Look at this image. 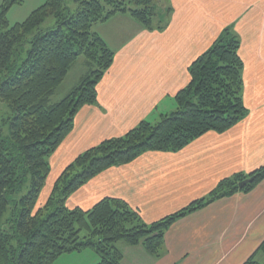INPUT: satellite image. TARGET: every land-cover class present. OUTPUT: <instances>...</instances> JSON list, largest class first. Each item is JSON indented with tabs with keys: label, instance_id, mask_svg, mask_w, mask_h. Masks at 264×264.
Masks as SVG:
<instances>
[{
	"label": "trees",
	"instance_id": "obj_1",
	"mask_svg": "<svg viewBox=\"0 0 264 264\" xmlns=\"http://www.w3.org/2000/svg\"><path fill=\"white\" fill-rule=\"evenodd\" d=\"M19 1L3 0L0 5V103L6 108V115H0V264H54L60 255L86 247L96 252L97 264H122L116 244L120 240L159 257L164 232L176 219L216 199L249 192L264 179V165L247 175L224 178L208 197L152 223L116 197H103L87 209L66 204L70 195L111 166L146 151H178L246 116L240 42L227 28L189 65V81L175 94L173 111L81 152L56 178L44 203H38L50 172L49 157L72 131L79 109L96 102L97 84L113 62L114 51L92 26L128 13L144 28L161 30L170 8L157 12L154 0H45L25 20L9 25L8 9ZM81 56L88 71L52 102L54 90ZM261 254L264 239L242 264H264Z\"/></svg>",
	"mask_w": 264,
	"mask_h": 264
},
{
	"label": "crops",
	"instance_id": "obj_2",
	"mask_svg": "<svg viewBox=\"0 0 264 264\" xmlns=\"http://www.w3.org/2000/svg\"><path fill=\"white\" fill-rule=\"evenodd\" d=\"M164 1L170 14L161 30L144 28L128 13L94 25L114 51L113 62L97 84L96 102L79 109L54 156L62 153L60 160L70 157V163L101 141L173 111L175 94L189 81V65L227 28L240 42L248 113L226 131H208L178 151H146L105 169L73 194L79 204L70 207L87 209L116 197L152 223L208 197L220 180L264 165V0ZM263 239L264 179L249 192L176 219L164 232L159 257L142 245L131 248L141 264H242Z\"/></svg>",
	"mask_w": 264,
	"mask_h": 264
},
{
	"label": "rangeland",
	"instance_id": "obj_3",
	"mask_svg": "<svg viewBox=\"0 0 264 264\" xmlns=\"http://www.w3.org/2000/svg\"><path fill=\"white\" fill-rule=\"evenodd\" d=\"M2 1L3 0H0V5ZM44 1L45 0H20L19 2L12 4L10 8L8 9V12L6 15L8 24L13 25L17 22H21L25 20L28 17V15L34 9H36L41 4H43ZM70 1L71 0H67V2H70ZM154 2L156 3V11L163 12L161 10L163 8L165 9V5H166L165 1L164 0H154ZM95 29H96L95 26H92V30L95 31ZM87 71H88V67L85 63V58L83 56L78 57L72 63V66L70 70L68 71V74L66 75L65 79L54 90L51 96V101L57 102L60 99H62L64 95L73 86H75L79 82L81 76L85 74ZM168 103L170 102L166 101L164 106L167 105ZM4 107L5 106L0 103V115L2 116L6 115V108ZM167 108H170V107H167ZM166 110L167 109H162L163 112H165ZM156 116L158 117L156 118L159 119L158 114ZM77 150L78 148L75 149L74 153H76ZM61 155L60 156L51 155L48 159L49 166H50V172L48 176L46 177L44 186L38 198V203L40 204L44 203V201L47 199L49 192L52 189V185L54 181L56 180V178L59 176V174L62 172V170L64 169V167L68 164V161L70 160V157H68L69 159H67L66 162H65L66 158H63L62 160H60L62 158ZM76 192H74L73 194H75ZM73 194L67 198L66 200L67 205H76L77 203L79 204V200L75 199L73 197ZM116 244L123 253L122 264H141L139 261H136L137 259H139V255L136 250H133V248H131L132 245H129L122 240L118 241ZM263 259H264V255L261 254L259 257L260 262H263ZM98 261H99V258L96 252L94 251V249L91 247H86L80 251H73V252H68V253H64L60 255L56 259L54 264H97Z\"/></svg>",
	"mask_w": 264,
	"mask_h": 264
},
{
	"label": "water",
	"instance_id": "obj_4",
	"mask_svg": "<svg viewBox=\"0 0 264 264\" xmlns=\"http://www.w3.org/2000/svg\"><path fill=\"white\" fill-rule=\"evenodd\" d=\"M251 181V178L245 179L238 183V187L242 188L245 184L249 183Z\"/></svg>",
	"mask_w": 264,
	"mask_h": 264
}]
</instances>
